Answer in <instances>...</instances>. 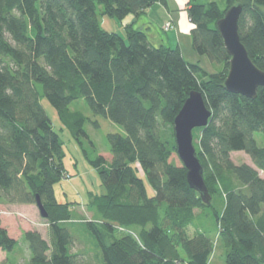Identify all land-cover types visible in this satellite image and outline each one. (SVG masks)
Returning a JSON list of instances; mask_svg holds the SVG:
<instances>
[{
	"label": "trees",
	"instance_id": "1",
	"mask_svg": "<svg viewBox=\"0 0 264 264\" xmlns=\"http://www.w3.org/2000/svg\"><path fill=\"white\" fill-rule=\"evenodd\" d=\"M155 3L168 0H0V202L36 204L39 196L50 222V240L37 230L23 233L27 264H80L69 227L74 204L59 202L55 191L71 175L43 98L83 149L84 139L96 145L85 129L90 118L71 108L77 100L125 129L107 136L111 160L84 150L104 191L90 193L87 203L98 218L81 224L103 264H210L216 243L199 221L206 214L196 213L206 208L226 264H264V145L255 137L264 135V87L256 98L227 91L231 56L217 28L230 7L242 4L240 36L264 71V0L188 1L194 50L222 65L213 73L180 48L155 44L144 28L127 24L122 34L99 18L123 21ZM192 91L202 92L212 111L193 131L209 205L173 160L174 120ZM234 151L255 165L236 164ZM18 246L0 218V252Z\"/></svg>",
	"mask_w": 264,
	"mask_h": 264
},
{
	"label": "rangeland",
	"instance_id": "2",
	"mask_svg": "<svg viewBox=\"0 0 264 264\" xmlns=\"http://www.w3.org/2000/svg\"><path fill=\"white\" fill-rule=\"evenodd\" d=\"M100 11V9H99ZM103 27L110 31L122 32V21L114 17L99 16ZM121 28V29H120ZM190 49V50H189ZM192 49L185 48L186 60L190 62H199L208 72H216L221 70L222 65L218 62H213L209 58L198 61L197 56H193ZM195 51V50H194ZM195 53V52H194ZM197 53V52H196ZM193 54V55H192ZM198 54V53H197ZM42 103L52 118L55 129L61 135L63 141V147L65 151L64 162L70 178L61 180L55 185L56 196L61 203H73L72 206V221L76 222L74 225H70V229L74 236V244L72 251L79 256L80 264H103L101 251L95 246V239L90 231L84 228L81 224L85 220H93L98 218L95 210H92L87 206L90 193L101 194L104 191V187L101 184L98 171L90 165L88 159L85 156V149L90 156L94 157L97 154L104 155L107 159H110L111 152L109 150L108 134L109 133H122L125 134V129L121 124L113 122L102 116H95L89 108L87 102L84 99L77 100L72 103L71 108L73 111H82L87 117L90 118L85 124V129L90 139L96 145V149L92 147L89 140L84 139L85 149L81 147L78 141L74 138L71 130H69L60 120L57 110L46 99H42ZM98 122V126L94 123ZM260 145H264V135L262 133H256ZM96 150V152H95ZM233 161L236 164L248 163L255 165L251 157L245 153H235L232 156ZM173 160L178 164H181V160L177 154L173 155ZM264 177V173L261 172ZM210 208H206L205 211L197 209L196 213L206 216L201 220L207 230L209 236L214 239L215 250L210 259V264H226L225 253L226 248L219 240L218 228L210 214ZM0 218L3 225L8 227L10 235L19 241V246L11 253L6 251L0 252V264H27L30 260L31 253L28 248L27 242L23 240V233L28 230L39 231L44 238L50 240V222L47 218L42 217L37 204H9L2 200L0 202ZM196 228L190 227V231ZM138 234V233H136ZM100 254V259L97 256Z\"/></svg>",
	"mask_w": 264,
	"mask_h": 264
},
{
	"label": "water",
	"instance_id": "3",
	"mask_svg": "<svg viewBox=\"0 0 264 264\" xmlns=\"http://www.w3.org/2000/svg\"><path fill=\"white\" fill-rule=\"evenodd\" d=\"M242 12V4L234 5L217 23L231 56L225 87L231 93L256 98L258 88L264 87V71L253 62L242 42L239 32ZM211 116L212 111L206 106L202 92L192 91L174 120L177 154L188 170V183L199 192L207 205L210 204L212 196L204 180V167L196 154L193 131L195 128L206 126ZM36 204L42 217L48 218L49 213L39 196Z\"/></svg>",
	"mask_w": 264,
	"mask_h": 264
},
{
	"label": "crops",
	"instance_id": "4",
	"mask_svg": "<svg viewBox=\"0 0 264 264\" xmlns=\"http://www.w3.org/2000/svg\"><path fill=\"white\" fill-rule=\"evenodd\" d=\"M188 1L189 0H168V5L155 3L140 16H127L122 21V32H118L123 34L125 32V26L127 24H133L135 27L146 29L150 40L155 44H166L173 48L178 47L184 54L185 48L190 47L194 54L192 55L197 56L199 54H197L193 48L192 30L194 29V24L188 16ZM168 21H172L174 27L166 30L164 25ZM200 58L204 60L206 57L199 55L197 59L193 60L198 61ZM240 152L245 153L243 151H234L231 155L233 156V154ZM111 158L108 160H111ZM6 228L8 229V227Z\"/></svg>",
	"mask_w": 264,
	"mask_h": 264
},
{
	"label": "built area",
	"instance_id": "5",
	"mask_svg": "<svg viewBox=\"0 0 264 264\" xmlns=\"http://www.w3.org/2000/svg\"><path fill=\"white\" fill-rule=\"evenodd\" d=\"M173 27H174V24H173L172 21H168V22L164 25V28H165L166 30H169V29H171V28H173ZM67 178H69V176H68Z\"/></svg>",
	"mask_w": 264,
	"mask_h": 264
}]
</instances>
